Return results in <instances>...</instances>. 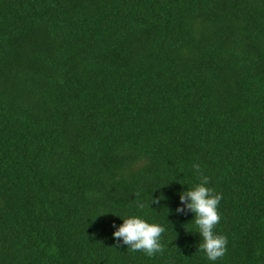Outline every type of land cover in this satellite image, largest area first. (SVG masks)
<instances>
[{
  "label": "trees",
  "instance_id": "obj_1",
  "mask_svg": "<svg viewBox=\"0 0 264 264\" xmlns=\"http://www.w3.org/2000/svg\"><path fill=\"white\" fill-rule=\"evenodd\" d=\"M196 164L215 262L176 212ZM0 264H264V0H0Z\"/></svg>",
  "mask_w": 264,
  "mask_h": 264
},
{
  "label": "clouds",
  "instance_id": "obj_2",
  "mask_svg": "<svg viewBox=\"0 0 264 264\" xmlns=\"http://www.w3.org/2000/svg\"><path fill=\"white\" fill-rule=\"evenodd\" d=\"M193 167L197 173H201L198 164ZM200 181L192 189L180 193L179 198L183 207L178 206L176 212L183 213L186 208L194 213V223L202 237L198 250L203 251L209 261L215 262L227 253V238L214 232L221 219L218 205L222 196L206 186L209 178L202 173ZM151 203L159 204V198L152 197ZM139 206L144 207L143 204ZM164 231V227L158 224L148 223L138 216H130L123 218V223L113 232V237L122 241L131 251H141L148 257H153L164 252V245L160 243Z\"/></svg>",
  "mask_w": 264,
  "mask_h": 264
}]
</instances>
